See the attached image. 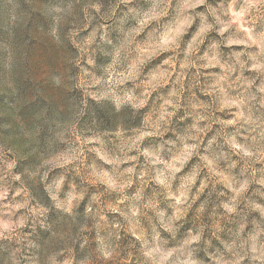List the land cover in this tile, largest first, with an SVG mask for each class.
I'll list each match as a JSON object with an SVG mask.
<instances>
[{"label":"clouds","instance_id":"9594fccd","mask_svg":"<svg viewBox=\"0 0 264 264\" xmlns=\"http://www.w3.org/2000/svg\"><path fill=\"white\" fill-rule=\"evenodd\" d=\"M25 3L0 264H264V0Z\"/></svg>","mask_w":264,"mask_h":264},{"label":"rangeland","instance_id":"374dc122","mask_svg":"<svg viewBox=\"0 0 264 264\" xmlns=\"http://www.w3.org/2000/svg\"><path fill=\"white\" fill-rule=\"evenodd\" d=\"M17 5L19 6L18 8H16ZM14 8L18 12L26 9L27 4L25 3V0H0V16L11 12ZM4 36V33H0V38H3ZM3 99L4 98L0 97V104L3 103Z\"/></svg>","mask_w":264,"mask_h":264}]
</instances>
